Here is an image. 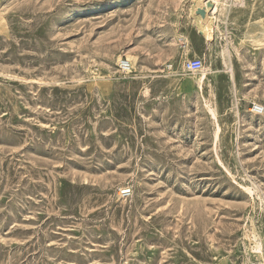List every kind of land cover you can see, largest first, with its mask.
Wrapping results in <instances>:
<instances>
[{
    "label": "rangeland",
    "instance_id": "obj_1",
    "mask_svg": "<svg viewBox=\"0 0 264 264\" xmlns=\"http://www.w3.org/2000/svg\"><path fill=\"white\" fill-rule=\"evenodd\" d=\"M257 1L0 0V264H264Z\"/></svg>",
    "mask_w": 264,
    "mask_h": 264
},
{
    "label": "bare ground",
    "instance_id": "obj_2",
    "mask_svg": "<svg viewBox=\"0 0 264 264\" xmlns=\"http://www.w3.org/2000/svg\"><path fill=\"white\" fill-rule=\"evenodd\" d=\"M244 0H234V3L238 2L242 4ZM192 13L194 15V24L196 25L198 31L202 34L203 38L206 39L208 43L213 42L215 39L216 31H219L218 21L220 16H225L230 12V4H227L225 0H193ZM200 8L205 9V13L200 14L198 10ZM222 38V37H221ZM226 39V37H224ZM229 49L228 41L225 40V43L222 47V53L226 52ZM129 57V56H128ZM132 65L130 59H127ZM195 73L196 71H192ZM204 76L201 75L196 82L198 90L203 89ZM209 108V107H208ZM214 116V111H212Z\"/></svg>",
    "mask_w": 264,
    "mask_h": 264
},
{
    "label": "crops",
    "instance_id": "obj_3",
    "mask_svg": "<svg viewBox=\"0 0 264 264\" xmlns=\"http://www.w3.org/2000/svg\"><path fill=\"white\" fill-rule=\"evenodd\" d=\"M227 4H230V6H231L230 12L228 14H226L225 17L221 15V17H220V19L218 21V24L220 26L219 27V31L218 30L216 31L214 40L223 39L226 32L230 33V28H229L230 17H233V18L236 19L237 16H240L241 20H245V19H247L249 17L253 19V17L255 16V13H257V11H258L257 10L255 12L254 10L258 9L261 6L260 3H258L257 0H255V1L244 0V1H242V4H240V3H227ZM234 8L238 9L239 11H237V12L233 11ZM235 15H236V17H235ZM256 28H258V27H256ZM256 28H253L252 30H249L248 31L249 33L247 32L244 37L247 38L249 41H253V40L250 39V37H255L256 35H258V37L256 38L255 41H257V42H261L262 40L264 41V35H262L260 33L261 31L257 33L258 29H256ZM211 43L212 42H210V44Z\"/></svg>",
    "mask_w": 264,
    "mask_h": 264
},
{
    "label": "built area",
    "instance_id": "obj_4",
    "mask_svg": "<svg viewBox=\"0 0 264 264\" xmlns=\"http://www.w3.org/2000/svg\"><path fill=\"white\" fill-rule=\"evenodd\" d=\"M185 66H186L185 67L186 70L197 72L203 68V60L201 57H193L185 63ZM117 67H119V71L121 73L131 71L130 63L126 59H124V61L120 60ZM251 105H252L251 111L256 113V114H261L264 111V108L260 104L252 103ZM130 191H131V189L124 188V189H122L121 194H122V196H128Z\"/></svg>",
    "mask_w": 264,
    "mask_h": 264
},
{
    "label": "water",
    "instance_id": "obj_5",
    "mask_svg": "<svg viewBox=\"0 0 264 264\" xmlns=\"http://www.w3.org/2000/svg\"><path fill=\"white\" fill-rule=\"evenodd\" d=\"M198 12H199L200 14H203V13H205V9L200 8V9L198 10Z\"/></svg>",
    "mask_w": 264,
    "mask_h": 264
}]
</instances>
